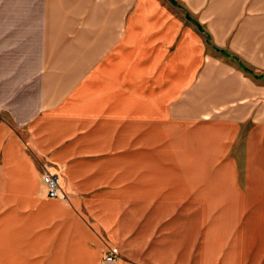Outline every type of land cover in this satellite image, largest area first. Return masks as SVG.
<instances>
[{"label":"crops","instance_id":"obj_1","mask_svg":"<svg viewBox=\"0 0 264 264\" xmlns=\"http://www.w3.org/2000/svg\"><path fill=\"white\" fill-rule=\"evenodd\" d=\"M123 1L120 34L111 30L117 41L108 45L107 31L95 36L90 8L78 42L83 59L61 70L57 53L45 72L40 16L61 0H0V264H259L241 242L209 246L204 208L252 206L244 193L264 190V41L257 44L247 18L260 11L263 29L264 3L228 0L229 14L243 21L230 17L232 32L218 36L221 10L194 8L195 0ZM213 47H228V59ZM208 89L228 95L210 109L201 96ZM196 91L197 109L228 119L193 130L190 147L176 110ZM143 128L142 146L153 147L158 132L180 177L154 182L156 172L142 165L129 189L118 151ZM220 146L217 162L228 154V171L215 168ZM45 159L46 173L62 169L65 199L46 197ZM206 182L218 186L206 193ZM108 247L117 248L115 262L103 260Z\"/></svg>","mask_w":264,"mask_h":264},{"label":"rangeland","instance_id":"obj_2","mask_svg":"<svg viewBox=\"0 0 264 264\" xmlns=\"http://www.w3.org/2000/svg\"><path fill=\"white\" fill-rule=\"evenodd\" d=\"M252 0H250L251 2ZM61 6L59 10H56L54 14L51 15H42L40 16V24L44 23L45 29H40V42L43 44L40 45V54L43 55V70L45 72L52 71V60L53 56H57V53L61 55V70H64L66 65L69 64L68 61H71V63L80 62L83 58H80L85 53H81V49H84V46L78 45L79 43H82L80 39L84 36V31H82V26L86 25L88 22V18L91 15L90 14V8L92 9L93 14L90 16L92 18H96L98 21V24H94L97 31L93 30V33L95 36L97 34H104L109 33V40L107 44L109 45L112 42H115L118 40V38L115 39L114 36H112V29L114 35L120 34V29L124 23V8L123 0H61ZM68 4H65L67 3ZM193 2V1H192ZM195 3H193L192 7L200 9V7H204L211 11H220V13H216L214 16V23L215 24H223V27L219 28L217 25L216 27L219 28V31H216L218 36L222 35H229L232 30L228 28L229 25H232L229 20L230 17L233 19L237 18L238 16H231L228 11V7H226L228 0H195ZM264 3V0H253L252 4H258ZM257 6V5H255ZM226 7V8H225ZM225 8V9H224ZM91 12V13H92ZM264 12V11H263ZM260 11H253L251 14H247V18L252 17L253 18V26H254V32L253 37L258 38L257 44H260L261 40L264 41V28L259 29L258 23L260 18ZM90 14V15H89ZM210 15L206 14L204 15V19L208 20L206 24H209L211 27L214 25L210 22ZM102 18V19H101ZM240 20V17H238ZM100 19L105 23L103 26H101ZM108 20V22L106 21ZM241 22L243 20H240ZM46 23L48 25L46 26ZM262 26V25H261ZM102 27V31H100ZM106 29V30H105ZM107 31V32H106ZM69 35V36H68ZM241 39H243L246 35L242 34ZM94 36V38H95ZM208 41H211V37L209 38V35L207 34ZM247 37V36H246ZM87 38H93V37H87ZM104 38V35H103ZM248 38V37H247ZM79 40V41H78ZM100 40V42H99ZM106 43L105 41L98 39V42L96 43L95 47L99 51H104L105 49L100 50V44ZM210 46V44H209ZM260 46V45H259ZM213 49L228 59V47L225 49H218L216 47H213ZM71 59V60H69ZM226 65H228L227 62H225ZM223 62L221 65L222 69H225L223 67ZM225 65V66H226ZM243 69H245L243 67ZM226 70V69H225ZM246 70V69H245ZM248 72L250 74H253V70H249ZM206 80V84L208 83ZM207 87V85H205ZM227 86L229 84L227 83ZM208 89L203 95V100L208 102L209 104H212V102L216 101L219 103L222 98L225 99V97L228 94H224L223 92L217 93L213 90ZM111 92V91H109ZM196 92H193V94L190 95L189 103L183 104L184 106L180 107L178 110H176V118L179 121L177 128H179L181 125H184L182 127H187L188 132H183L185 134H189V146L192 147V141L195 138V135L197 132L193 131L196 128L203 127L202 124L204 123H213L218 119L224 120L228 119L227 117H222L219 112H215V110H203L198 107L195 102L196 98ZM64 96V94H62ZM221 104V103H220ZM202 106V104H200ZM205 105V104H204ZM218 106V105H217ZM213 104L210 106V109H212ZM42 109V107H41ZM201 109V110H200ZM217 108L216 110H218ZM206 114H205V113ZM44 114V113H42ZM212 114L214 116L210 117L209 119L205 120L203 119V116ZM218 114V115H216ZM220 115V116H219ZM206 127H209L206 125ZM213 128V127H210ZM147 131V128H143V130L138 131L137 134L132 138L131 141L127 143L125 147L120 149L118 152L119 154V161H123L124 163V173L122 174V178L125 181L127 187L129 186V189L137 187L135 185L136 181L138 180V177L140 173L146 171H155L156 176L153 177L154 182L156 180L160 181L162 179H165L168 176L175 177V180L180 177V171L177 169H172V163L169 159L168 152L166 150L167 148V142L166 140L156 133L153 129V147L149 145V149L146 146L143 145V139L142 135H144ZM218 141V140H217ZM223 145V143H222ZM215 151V150H214ZM223 148L222 146L217 147L216 149V155L214 157L215 159V168L217 170L225 169L227 166H223L224 164L228 163L229 160H227L228 154L224 155V158L220 160V162H217V158L222 154ZM235 153V151L232 152V154ZM99 156L107 157L108 154H100ZM142 165L145 166V170L142 171ZM204 165L210 166L211 165V159L205 158L204 159ZM51 166L48 164V161L45 159L42 161L41 164V174L42 178L45 175L46 172H49V168ZM55 174L60 175L59 172L62 171L61 168H55ZM44 171V172H43ZM258 177L254 178L253 180L256 182H260L262 180L257 179ZM63 183V182H62ZM156 183L153 184V186ZM116 184L107 185L108 188L115 187ZM43 188V184H41ZM106 186V185H105ZM206 193L208 192L210 188L217 187L218 185L213 183L206 182L204 184ZM43 190V189H42ZM175 191V190H174ZM213 194V192L209 191ZM164 193V191L162 192ZM62 194V191H60V195ZM161 194V193H160ZM245 197L250 202L255 204L252 206H247L245 208H233V207H212V206H206L204 208V215H205V233L204 237H206V242L209 244L210 247H220L222 245V242L225 240L224 245L229 246V244H235L238 242L242 247H246L250 249L252 252V259L251 262L259 264H264V190H250L245 192ZM40 195V191H39ZM63 195V194H62ZM47 197V196H46ZM48 198V197H47ZM65 199L64 195L63 197L55 198V199ZM216 199L225 198L220 193V196H214ZM231 214V215H230ZM235 214V215H232ZM232 242V243H231ZM110 248L115 247H108L104 253L103 260L105 258L106 253ZM117 249V248H115ZM118 259V258H117ZM116 259V260H117Z\"/></svg>","mask_w":264,"mask_h":264},{"label":"built area","instance_id":"obj_3","mask_svg":"<svg viewBox=\"0 0 264 264\" xmlns=\"http://www.w3.org/2000/svg\"><path fill=\"white\" fill-rule=\"evenodd\" d=\"M45 194L50 199L61 197L60 195V179L58 174L46 173L42 178ZM118 258V251L115 248H110L105 255V262H115Z\"/></svg>","mask_w":264,"mask_h":264}]
</instances>
